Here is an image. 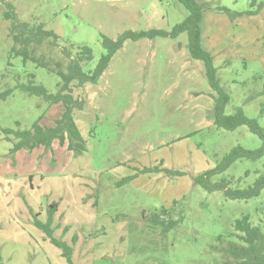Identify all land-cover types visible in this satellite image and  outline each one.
I'll return each mask as SVG.
<instances>
[{
	"label": "rangeland",
	"instance_id": "obj_1",
	"mask_svg": "<svg viewBox=\"0 0 264 264\" xmlns=\"http://www.w3.org/2000/svg\"><path fill=\"white\" fill-rule=\"evenodd\" d=\"M196 1L244 14L232 19L206 11L203 47L231 96L225 114L242 108L264 127V0ZM5 2L13 4L20 21L42 23L60 36L61 48L47 42L39 55L66 66L62 48H92L95 58L85 71L105 54L103 36L115 40L127 31H171L188 14L177 0ZM4 10L0 1V92L14 88L19 76L29 84L33 74L35 85L56 93V74L33 63L24 66L20 57L10 59L14 43ZM213 94L204 63L192 58L182 34L175 40L126 41L96 84L75 91L85 100L84 110L74 113L86 142L81 155L57 144L55 153L12 154L4 130H29L38 121L52 127L62 109L20 90L0 100V264H68L35 224L47 222L53 203L59 205L54 236L71 246L76 238L77 264L227 262L216 249L233 241L229 236L237 220L250 215L256 225L264 218V190L259 198L235 201L222 191L204 190L194 178L215 168L233 148L258 149L262 141L246 126L218 129ZM256 165L238 161L213 181L243 178ZM255 179L252 174L241 187ZM174 202L173 218L182 215L183 222L170 232L153 226L151 215Z\"/></svg>",
	"mask_w": 264,
	"mask_h": 264
},
{
	"label": "trees",
	"instance_id": "obj_2",
	"mask_svg": "<svg viewBox=\"0 0 264 264\" xmlns=\"http://www.w3.org/2000/svg\"><path fill=\"white\" fill-rule=\"evenodd\" d=\"M0 1L5 6L4 18L11 21L10 36L14 46L11 49L10 59L13 56L20 57L24 66L33 63L38 68L56 74L60 79L56 93H50L43 85H35V75L33 74L30 75L32 80L29 84L22 83L19 76L14 88L0 92V100H6L15 90H20L28 95L40 97L50 107L60 106L62 109L61 117L55 121L52 127L44 126L41 121H38L29 130H4L5 139L13 143L12 154L19 152L32 154L40 149L55 153L56 144L61 149L68 150L74 156L83 154L86 151V142L77 127L74 113L84 110L85 100L80 96H76L75 91L82 90L88 83L96 84L108 69L112 58L123 48L126 41L137 42L143 39L152 40L155 38L175 40L182 34H187L190 55L193 59L204 63L206 77L214 92L211 97L215 102V126L218 129L227 131H235L242 126H246L252 134L257 135L262 141V145L258 149H247L242 146L233 148L215 168L195 177L194 184L210 193L222 191L226 198L235 201H249L261 196L264 190V127L260 125L257 119L247 117L242 108L237 109L233 115L225 114L231 96L221 86V81L217 76V68L214 66V57L203 47L202 23L206 11L215 10L229 15L232 19L242 17L243 13L233 14L228 8L224 7L213 9L206 4H199L196 0H177L184 6L188 14L171 31L160 29L139 32L127 31L115 40L103 36L105 54L102 55L93 70L85 71L83 67L90 64L95 58L92 48L88 46H65L62 48V54L67 62L66 66L61 61L39 55L38 48L47 42L53 47H60V36L52 30H47L42 23L20 21L13 4L5 2V0ZM255 14L257 12L249 13V15ZM9 65H11V61H9ZM260 96H264V90ZM17 126L19 127L20 124H17ZM241 160L258 162L259 165H256L257 168L252 172L247 170L243 178L223 177L216 182L213 181L214 178L223 175L232 165ZM147 172H149V169L143 170V173ZM252 174L256 175L253 184L242 188V183L250 178ZM176 205L177 202H174L171 208H163L161 211L152 214L150 223L155 227H162L164 232L172 231L184 220L182 215L179 216L178 220L173 218ZM58 208L59 205L53 203L48 210L47 222L42 223L37 220L35 224L46 233L53 245L61 249L62 256L68 264H77L73 260L74 245L77 243L76 238H73V246H71L54 236V215L57 213ZM261 208V206H258L256 211L259 213ZM231 237H233V241H229L223 244L221 248L216 249L221 255L228 258V261L224 264H264V218L256 225L250 215L237 220L234 225V232L231 233L229 238ZM218 240L222 242L223 237L220 236Z\"/></svg>",
	"mask_w": 264,
	"mask_h": 264
},
{
	"label": "crops",
	"instance_id": "obj_3",
	"mask_svg": "<svg viewBox=\"0 0 264 264\" xmlns=\"http://www.w3.org/2000/svg\"><path fill=\"white\" fill-rule=\"evenodd\" d=\"M19 153H21V152H19ZM55 222V221H54Z\"/></svg>",
	"mask_w": 264,
	"mask_h": 264
}]
</instances>
